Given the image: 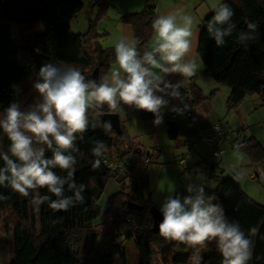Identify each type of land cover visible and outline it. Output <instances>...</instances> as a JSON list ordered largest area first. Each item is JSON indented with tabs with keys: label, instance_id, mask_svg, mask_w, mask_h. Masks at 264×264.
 I'll list each match as a JSON object with an SVG mask.
<instances>
[{
	"label": "trees",
	"instance_id": "obj_1",
	"mask_svg": "<svg viewBox=\"0 0 264 264\" xmlns=\"http://www.w3.org/2000/svg\"><path fill=\"white\" fill-rule=\"evenodd\" d=\"M88 1L98 7L96 18L90 22L86 32L74 34L70 32V22L82 12V0H0V113L12 101L19 102L22 111L39 102L33 82L38 79L36 74L45 63L76 67L86 79H92V73L97 69L98 81L115 63L114 48L102 46L101 41L106 34H100L97 27L110 4L107 0ZM225 3L234 12V31L224 38L223 46H216L207 31V24L214 16V12L211 13L199 32V59L217 84L229 87L228 111L242 105L248 95L258 96L264 106V0H225ZM155 18L153 6L120 17L122 23L132 28L141 55L151 49L152 22ZM250 21L258 26L253 34L255 39L239 42V33L248 31L247 23ZM165 79L174 84L183 82L179 74L166 76ZM191 98L196 106L205 99L194 86L191 87ZM103 111L109 114L106 105ZM89 123L95 124V128L110 139V144L100 158V167L96 169L92 167L96 158L91 154L88 143L92 127L81 140L83 151L71 152L78 161L75 182L86 185L81 193L84 202L68 211H53L46 202V233L38 232L30 220L20 217L16 226L25 229L26 236L11 254L8 264H154L153 255L158 251L164 253L166 264H196L194 257L201 258L199 264H221L222 256L214 241L204 247H190L186 253H176L173 249L177 242L165 241L152 232L153 219L149 212L152 206L142 198L148 176L138 159L142 155L141 150L133 148L132 139L123 129L121 134L111 128L105 129V123L99 117L93 118L91 111ZM167 125L169 138L175 139V123L168 120ZM9 144L0 130V151H8ZM235 148L245 154L254 169L264 165V148L253 136L244 137ZM128 155H132L133 159L120 174L115 167ZM45 156L51 157L50 150L46 149ZM202 162L204 158L197 164L198 167ZM109 164L115 170L108 168ZM3 166L0 160V167ZM54 171L62 177L66 175L59 169ZM111 179L119 182L120 190L108 199L107 208L103 211L97 201ZM216 181L218 186L215 189L204 187V195H214L217 199L213 203L222 205L229 221L238 222L245 235L253 241V256L248 264H264V206L249 198L233 176H223L220 171ZM5 187L0 185V190ZM64 188V194L71 196L67 185ZM45 190L46 195L51 196ZM130 202L143 206V209H130ZM122 225L128 231L126 240L120 231ZM253 227L258 232L250 235L249 230ZM142 237L151 250L158 249L150 253L144 263L136 251V242Z\"/></svg>",
	"mask_w": 264,
	"mask_h": 264
},
{
	"label": "clouds",
	"instance_id": "obj_2",
	"mask_svg": "<svg viewBox=\"0 0 264 264\" xmlns=\"http://www.w3.org/2000/svg\"><path fill=\"white\" fill-rule=\"evenodd\" d=\"M211 7L214 16L207 24V31L220 47L225 44L224 38L234 31V12L222 0H214ZM192 25L190 16L182 17L181 23H177L173 15L157 16L152 22L155 46L142 55L137 50V41L121 37L114 46L118 67L100 81L86 79L81 70L73 66L43 64L36 74L38 79L33 82L39 102L22 111L20 103L12 101L0 113V130L10 142L8 151H0L4 165L0 167V185L9 186L22 197L34 194V205L38 207L47 202L53 211H68L83 203L81 193L86 185L75 182L78 161L71 152L79 151L75 147L77 137L83 140L89 129V112L93 118H98L105 114V105L109 114L127 105L152 113L154 125H160L162 110L169 105L165 97H171L181 101L182 107L174 105L169 110L183 114L188 105L180 89L198 70L194 59H186L193 50ZM257 27L255 22H248V31L239 33V42L255 39L253 34ZM172 74H179L183 82L174 84L165 79ZM91 127L94 129L96 125ZM103 127L110 129L111 123ZM46 149L51 152L50 158L45 156ZM106 151L103 141L95 142L91 149L96 158L93 169L100 167V158ZM54 169L66 175L62 177ZM65 185L72 192L71 196L64 194ZM41 188H46L51 196L40 195ZM186 191L192 193V185H188ZM2 199L7 197L0 196ZM216 199L214 195L206 197L203 187L196 188L195 195L166 196L159 208L162 214L159 236L187 247H204L214 241L222 256L221 264H248L254 243L238 222L229 221L222 205L213 203ZM249 232L255 235L258 229L253 227ZM200 259L193 258L196 264Z\"/></svg>",
	"mask_w": 264,
	"mask_h": 264
},
{
	"label": "rangeland",
	"instance_id": "obj_3",
	"mask_svg": "<svg viewBox=\"0 0 264 264\" xmlns=\"http://www.w3.org/2000/svg\"><path fill=\"white\" fill-rule=\"evenodd\" d=\"M82 1L85 8L78 16V20L73 22L70 29V32H74V34L85 32L80 31V25L86 26L91 16L92 6L88 0ZM116 1L113 0L114 3H117ZM95 8L97 11L98 7L96 6ZM222 89L229 88L222 86ZM226 100H228V97L224 99L222 94L218 100L222 101L219 105L225 109V115L222 116L219 125L224 131L229 132L223 143L224 155L214 159L215 163H217L216 172L222 171L223 176H233L242 191L258 203L264 195V182L251 177L254 171L253 166L245 154L235 148L236 145L233 147V143L238 140L239 132L245 129L247 135L256 138L264 148V106H262L258 96L248 95L240 111L235 109L228 111ZM170 112L168 109L167 115ZM185 113L186 110L183 114ZM92 136L93 140L94 137H97L96 141L98 137H104L98 130H94ZM241 139H243V136L242 138L239 137V140ZM135 141L141 144L142 155L138 156V159H140L141 165L145 168L148 176V185L143 189L142 198L144 202L151 204L152 207L159 209L165 197L170 194L176 193L181 196L195 195V190L198 187L215 189L218 186L217 181L210 180V176L206 172L207 165L205 163L202 162L200 167H198L197 164L200 162V157L196 152L188 157L184 166L178 163L187 150L182 148L181 140L176 142L174 139H170L169 136H160L157 141L158 147H155L156 145L151 137H135ZM204 147V145H201L200 151L205 149ZM146 149L150 150L151 156L148 155L149 163L144 164L143 155L146 156ZM262 169L264 171V165ZM188 185H192V193L186 191ZM39 194L46 195L45 188L39 189ZM33 195L22 197L18 193L13 192L9 186L0 190V196L7 197V199L0 200V264H8L10 262L11 254L16 251L26 236L25 229L20 225L16 226V221H19L20 217L30 220L33 228L38 232L46 233L47 231L46 203L37 207L32 203ZM105 206L106 203L104 201L102 208H105ZM101 231H104V228H101ZM120 231L122 238L126 240L128 237L126 226L122 225ZM136 243L137 255L143 263L146 262L150 253L158 250L157 248L151 250V246L147 244L144 237L140 238ZM173 250L176 253H186L190 250V247L177 242ZM153 257L155 258L154 264L167 263V260L164 259V253L158 251V253H154Z\"/></svg>",
	"mask_w": 264,
	"mask_h": 264
},
{
	"label": "crops",
	"instance_id": "obj_4",
	"mask_svg": "<svg viewBox=\"0 0 264 264\" xmlns=\"http://www.w3.org/2000/svg\"><path fill=\"white\" fill-rule=\"evenodd\" d=\"M110 4V8L107 11L102 20L98 23V32L100 34H106L105 38L102 39L101 43L104 48H114L115 44L121 37H127L129 40H134L133 38V30L132 28L122 23L120 17L125 14L135 13L142 11L146 6H153L154 15H173L177 18V23L182 22V17L190 16L193 20L192 30L193 37L191 38L192 43V52L189 54L186 59H194L198 65V70L196 74L191 77L188 81L191 82L192 87L194 86L195 90H199L205 99L199 105H193L192 98H185L184 103L188 105L186 109L187 112H191L193 114V118H188L185 114H177L176 112L171 111L167 115V110L172 106L182 107L181 101L173 99L171 97H165V99L169 100L168 107L162 110L163 112V123L160 125H154L153 120L155 117L152 113L145 112L143 110L136 109L135 107H130L127 105H122L121 108L116 112L121 129L132 139L133 148L141 150V144L135 141V137H151L153 139L155 147H158L157 141L160 136L168 135V125L167 121L175 123L177 132L175 141L181 140V146L184 150L187 149V144L189 142L197 140L200 136H207L208 129H210L213 125L219 124L222 120V116L225 115V109L219 105L222 101H218L220 95L222 94V98L226 99L229 97L230 89H222L223 85L217 84L210 74L206 72V68L204 64L199 59L197 48H198V37L200 29L205 25L207 19L210 14L213 13L212 3L214 0H117V3H114L113 0H107ZM225 3V0H222ZM91 7V16L87 22V25H80V31H87L90 25V22L96 18V6L89 2ZM114 5V6H113ZM85 8V6H84ZM83 8V9H84ZM112 10V11H111ZM78 14L76 18H74L70 22V29L72 28L73 22L78 20ZM84 29V30H83ZM74 33V32H73ZM84 33V32H83ZM151 48L155 46V33L152 36L150 42ZM118 65L116 62L112 64V66L108 69V71L104 74L107 75L114 68H117ZM103 76V77H104ZM102 77V78H103ZM229 88V87H228ZM183 95V94H182ZM227 101V100H226ZM224 102V101H223ZM244 103V102H243ZM242 103V105H243ZM242 105L238 106L235 110H239ZM178 115V118L172 119V114ZM91 126V124H90ZM89 126V127H90ZM94 130L92 129V134ZM101 132V131H100ZM146 132V133H145ZM227 134L229 131H225ZM98 133V132H97ZM102 133V132H101ZM92 134L88 137L89 150L95 146L96 138ZM104 137H98L97 141H103L106 147L110 144V139L104 134ZM248 137L245 129L242 132H239L238 140L236 143H233V147L238 145L242 138ZM201 145H204L205 149L201 150ZM75 147L80 151H83L84 144L77 137V141ZM207 146L204 143H200L199 148L195 151L200 160H202L207 152ZM146 155H150L151 152L149 149H146ZM194 153V152H193ZM192 153V154H193ZM92 154V153H91ZM222 159V158H221ZM217 163L214 161V167L212 169V174L218 176L220 172H216ZM216 181V178L214 179ZM120 190V184L116 179H111L106 187L104 193L98 199L97 203L100 208L105 211L107 208L108 199L115 195ZM249 197V196H248ZM250 198V197H249ZM252 199V198H251ZM262 200L258 201L259 204L264 206V195L261 198ZM253 200V199H252ZM106 203L105 208H102L103 203ZM47 208V207H46ZM47 210V209H46ZM46 222H48L47 213H46ZM46 229L47 226H46ZM47 232V231H46ZM17 250V249H16ZM12 256V255H11ZM11 258V257H10ZM207 264V263H206Z\"/></svg>",
	"mask_w": 264,
	"mask_h": 264
},
{
	"label": "built area",
	"instance_id": "obj_5",
	"mask_svg": "<svg viewBox=\"0 0 264 264\" xmlns=\"http://www.w3.org/2000/svg\"><path fill=\"white\" fill-rule=\"evenodd\" d=\"M191 82L187 81L182 88L181 92L184 95L185 98H190L191 97ZM188 118H193V114L191 112L186 113ZM172 119L177 118V115L174 113L171 116ZM227 136V133L220 127L219 124L213 125L210 129H208V135L207 136H200L197 140L189 142L187 144V150L186 153H184L183 157L178 161V163L182 166L185 165V161L188 159V157L195 152L198 148L200 143H204L207 146V152L204 157V163L207 165L206 172H208L210 176V180H214L215 178L217 179V176L212 174V169L214 165V159L219 158L224 155V150H223V143L224 139ZM133 159L132 155H128L124 161L118 163L115 167L118 173L122 174L125 165L131 162ZM143 162L144 164L149 163V157L148 155L143 157ZM108 168H114L112 165H108ZM113 169V170H115ZM252 178H257L258 181L264 182V171L261 167H256L254 171L251 174Z\"/></svg>",
	"mask_w": 264,
	"mask_h": 264
},
{
	"label": "water",
	"instance_id": "obj_6",
	"mask_svg": "<svg viewBox=\"0 0 264 264\" xmlns=\"http://www.w3.org/2000/svg\"><path fill=\"white\" fill-rule=\"evenodd\" d=\"M92 80H97L98 81V71L97 69L94 70V72L92 73ZM99 118L101 119L102 122L107 123L110 122L111 123V129L113 131H115L118 134H121L122 130H121V125H120V121L119 118L117 116V114H104L99 116ZM128 206L130 207V209L132 210H137V211H141L143 209V206L135 204L130 202L128 204ZM152 219H153V225H152V232L154 234H158V225L162 220V214L160 213L159 209L155 208V207H151L149 210Z\"/></svg>",
	"mask_w": 264,
	"mask_h": 264
}]
</instances>
